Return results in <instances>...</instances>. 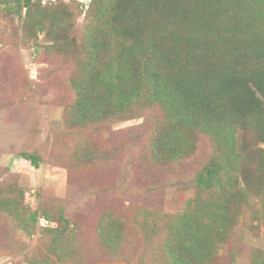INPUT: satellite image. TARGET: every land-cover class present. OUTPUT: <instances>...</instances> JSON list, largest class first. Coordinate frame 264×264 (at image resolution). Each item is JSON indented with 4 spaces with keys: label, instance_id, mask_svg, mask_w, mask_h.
Instances as JSON below:
<instances>
[{
    "label": "trees",
    "instance_id": "1",
    "mask_svg": "<svg viewBox=\"0 0 264 264\" xmlns=\"http://www.w3.org/2000/svg\"><path fill=\"white\" fill-rule=\"evenodd\" d=\"M2 3L4 17L13 12L21 19L23 44L43 32L46 43L58 48L80 7L75 0ZM83 29L88 53L72 61L73 123L81 127L115 113L157 111L146 144L152 168L181 166L192 158L201 167L193 178L196 201L189 213L158 218L152 212L157 217L149 222L147 211L135 210L144 212L146 242L162 234L160 254L150 255L156 264H216L214 247L228 240L239 217L242 225L252 226V218L256 229L264 227V0H91ZM72 148L70 161L92 157L84 136ZM18 157L39 167L35 154ZM7 190L0 196V217L17 223L25 235L38 229V212L47 224L39 229L48 251L28 264H87L82 250L74 251L66 239L75 235V223L63 208L55 217L42 206L33 212L23 205L18 186ZM213 192L216 200L210 199ZM242 198L257 199L258 206L240 216L242 211H232ZM101 218L98 245L119 260L129 246L121 226L130 225L118 216ZM248 259L264 264V247L253 249Z\"/></svg>",
    "mask_w": 264,
    "mask_h": 264
},
{
    "label": "rangeland",
    "instance_id": "2",
    "mask_svg": "<svg viewBox=\"0 0 264 264\" xmlns=\"http://www.w3.org/2000/svg\"><path fill=\"white\" fill-rule=\"evenodd\" d=\"M2 1L0 7L5 6ZM75 1L80 4L73 12L75 26L58 39H64L60 48L48 45L43 32L36 34V40L26 39L24 45L17 26L21 19L13 12L6 17L0 13V196L18 186L24 193L23 205L30 211L38 212L42 206L55 217L63 208L75 223V235L66 239L74 251L82 250V261L87 264H156L150 253L160 254L162 234L146 242L142 216L152 222L156 215L189 213L196 201L193 178L201 165L192 158L181 166L161 163L152 168L146 144L158 112L149 108L123 117L114 112L81 127L73 123L75 97L70 80L76 62L72 61L88 53L82 43L88 39L83 28L91 4V0ZM80 136L86 138L92 154L87 162L67 158ZM210 149L205 151L209 154ZM20 153L35 154L39 167L20 159ZM210 199L216 200L217 194L211 193ZM256 200L239 199L232 212L242 211L240 216L247 209L253 212ZM138 209L147 212L138 214ZM101 216H118L130 225L121 226L127 230L129 246L119 260L98 245L96 228ZM240 218L228 240L215 245L216 264H250L249 253L264 247V227L256 229L258 221L252 218L254 227L242 225ZM158 224L160 228L163 223ZM45 225L38 212V229L25 235L17 223L1 216L0 264H28L45 256L48 250L41 243L39 229Z\"/></svg>",
    "mask_w": 264,
    "mask_h": 264
}]
</instances>
